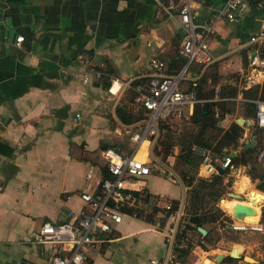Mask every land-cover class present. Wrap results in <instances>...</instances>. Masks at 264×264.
Wrapping results in <instances>:
<instances>
[{
	"label": "crops",
	"instance_id": "1",
	"mask_svg": "<svg viewBox=\"0 0 264 264\" xmlns=\"http://www.w3.org/2000/svg\"><path fill=\"white\" fill-rule=\"evenodd\" d=\"M168 1L0 0V264L48 263L50 248L43 250L25 237L43 222H64L69 210L80 211L79 192L96 187L102 178L105 147L134 152L136 158L149 161L148 176L167 177L179 185L180 193L151 192L145 183L147 176L144 185L134 191L132 204L121 209L122 219L113 224L110 238L89 252L88 264H153L151 260L164 259L167 264H179L172 260V248L187 187L181 179H174L176 174L168 166L153 170L162 163L153 153L155 148L160 150L161 131L156 144L143 140L135 150L130 135L137 122H125L128 109L135 115L136 87L148 84L150 58L159 57L167 65L179 54L183 32L178 10L167 8ZM193 1L194 20L200 22L216 13L225 0ZM259 31H264V0H243L234 21L216 20L209 52L218 81L213 84L208 79L206 89L214 87L217 92L222 86H232L236 94L229 99L254 104L259 93L247 98L243 91L264 83V66L249 63L255 50L264 58V39L249 41ZM20 35L23 40L16 44ZM208 64H192L183 87L190 80L197 81ZM85 69L89 71L86 81ZM221 110L216 109L215 115H220L218 124L224 129L237 118L252 120L241 112L234 115ZM251 125L252 121L241 125L243 137L230 152L236 155L249 141L256 148L259 139ZM261 141L264 146V135ZM173 151L177 153V148ZM213 167L206 170L199 164L197 175L210 178L221 172L219 160ZM243 169L245 165H231L224 176V182L240 197H230L226 191V197L209 202L231 221H243L247 215H258L260 221V209L241 204L249 200L238 189L241 177H247ZM223 201L237 203L229 209ZM175 203L178 208L169 215L174 226L160 225L158 217ZM242 205L244 212L236 213ZM257 206H264V198ZM247 207L254 212H247ZM140 209L145 213L140 214ZM210 227L207 223L202 228L207 233ZM199 249L194 251L199 256L194 264L206 259L215 264L203 256L206 250Z\"/></svg>",
	"mask_w": 264,
	"mask_h": 264
},
{
	"label": "built area",
	"instance_id": "2",
	"mask_svg": "<svg viewBox=\"0 0 264 264\" xmlns=\"http://www.w3.org/2000/svg\"><path fill=\"white\" fill-rule=\"evenodd\" d=\"M243 0H225L216 13L200 22L194 20L193 0H169L167 8L177 9L182 29L179 54L184 57L182 68L175 73L166 72V66L159 57L149 60V79L147 86H137L133 100L135 110H142V119L136 123V129L131 133L130 140L135 150L143 140L156 144L160 136V122H176L189 118L194 106L199 101L194 90H187L182 83L189 67L194 63L208 64L213 60L209 52V39L214 23L224 17L228 21L237 18L239 5ZM264 39V31L250 36V42H260ZM23 36L16 37V44ZM85 65H89L87 60ZM249 63L252 67L264 66L262 58L255 50ZM83 80L88 78L89 71H83ZM214 101L223 100L217 91ZM254 121L264 128V100L254 101ZM79 117V114H76ZM192 152L201 157L200 166L206 170L214 168V162L219 160L220 168L231 166L229 154L214 158L210 148L195 145ZM104 166L108 177L101 179L92 189L79 192L82 201L80 211L69 210L68 220L59 223L43 222L36 231H31L25 240L38 244L43 250L50 248L47 264H88L89 252L100 243L110 238L113 224L122 219L121 209L132 204L134 191L144 185V179L150 174V162L136 158L133 153H123L112 147H105L102 152ZM264 152L258 154L262 158ZM90 176H87V179ZM137 186V187H135ZM170 208V205H167ZM235 231L254 230L264 232V224L257 222H230ZM153 264H167V259L161 262L151 260Z\"/></svg>",
	"mask_w": 264,
	"mask_h": 264
},
{
	"label": "trees",
	"instance_id": "3",
	"mask_svg": "<svg viewBox=\"0 0 264 264\" xmlns=\"http://www.w3.org/2000/svg\"><path fill=\"white\" fill-rule=\"evenodd\" d=\"M185 59L183 56L178 54L170 64H165L166 72L175 73L178 72L184 65ZM215 64L210 63L205 66V70L199 79L195 82H187V90H194L198 98V102L194 106V111L188 119L194 125L188 136H174L171 134V122H160L159 128L161 136L158 139L159 145L162 147V154L165 156L171 151L173 145L178 146V159L182 162L184 169L181 171V178L184 185L187 187L186 203L184 206V214L186 215V229L194 230L198 235V244L204 245L202 242L207 241L210 231L204 236L197 230L199 226H206L207 223L216 221L222 214L223 210L216 205H210L205 208L204 199L207 197L211 200L218 198L221 195V191L225 188L224 176L228 172L229 167L222 168L221 172L211 176L210 178H203L197 176L198 167L201 163V157L192 152L191 148L195 145L205 146L210 148L214 158H221L233 149H236L239 145L240 138L243 137L244 127L239 125L237 122L232 121L231 124L226 128H222L218 124V117L215 115L216 109H223L225 113H234L236 105H240L242 111L241 115L246 118L254 119V104L251 101H244L237 103L229 99L236 94L235 88L232 86H222L218 89L219 95L224 100L214 101V95L216 89H206L205 85L210 79L211 83L218 81V75L215 69ZM139 82L133 81V85L137 86ZM259 93L257 97L260 100H264V83L262 86L255 85L248 90L243 91L245 97L253 98ZM134 108V106L132 105ZM132 108V109H133ZM222 111V110H221ZM142 110H136L135 115L131 113V109H128L125 122L135 123L142 119ZM253 134L259 139V143L256 148L245 149L241 148L239 152L231 157V164L235 167L239 165H245L248 169L247 174L251 180L258 179L256 188L264 192V170L261 173L256 172V164L258 154L264 150L262 144L261 130L264 133V128L253 126ZM167 135L169 141H167ZM171 139V140H170ZM260 148V151L258 149ZM160 153L161 150H157ZM264 158V155L263 157ZM189 170H185V167H189ZM189 171V172H188ZM108 177V172L105 167L102 168V178ZM178 208L177 203L170 206L166 211V216L172 214ZM138 215L139 212H138ZM229 219V218H228ZM264 219V206H262L261 220ZM185 230L177 232L172 248V260L182 262L184 256L187 254L186 250L182 246V241L185 240ZM192 246V244H191ZM227 260H233L232 257H227Z\"/></svg>",
	"mask_w": 264,
	"mask_h": 264
},
{
	"label": "rangeland",
	"instance_id": "4",
	"mask_svg": "<svg viewBox=\"0 0 264 264\" xmlns=\"http://www.w3.org/2000/svg\"><path fill=\"white\" fill-rule=\"evenodd\" d=\"M239 112H241V107L240 105H236L234 115H236ZM251 121H252L251 128H253V126L257 128L258 125L254 121V119H252ZM170 124H171V130H172L171 134L174 136H179V134H181V136H188L189 133L191 132V129L194 128V125L191 123L190 119L188 118H183L179 121L171 122ZM261 134H263L262 130H261ZM247 136H250V132L247 133ZM166 140L169 141L168 135H167ZM175 147L177 148V153H178L177 145H173L171 147V151L168 152V154L165 156L162 154L161 146H160V150H161L160 153H157L156 151L153 152L154 155L157 156L159 161L162 162L161 164H156V166L153 167V170L154 168L155 169L159 168L161 170L166 165L176 174V176H174V179L175 178L177 180L181 179L182 181L181 171L184 169V167L182 166V162L180 161V159H178L177 153H174L173 151L174 149H176ZM171 155H174V159H172ZM257 160L258 161L256 164V169H257L256 172L261 173L264 170V158H260ZM162 164L164 166H161ZM190 167L191 165H189V167H185V170H189L188 168ZM247 171L248 169L246 168L245 171L243 169V172L241 171V173L242 175H246L252 187L256 188L258 179L254 181L251 180L250 176L247 174ZM170 177H173V176H170ZM145 183H146L147 188L151 192L167 193L169 195H174V196H177L180 193V187L177 183H173L167 177L162 176L159 173L151 174L150 176H148ZM182 189L184 191L185 187H183ZM226 191L235 192L234 188H231L230 186H228V181L225 182V188L222 189L220 198L227 196ZM185 192H186L185 193L186 195L187 191L185 190ZM204 201H205L204 202L205 208L211 205L209 202V198L206 197ZM259 209L261 213L262 207H259ZM246 211L252 212V209L247 207ZM139 212L140 214L145 213V211L142 209H140ZM186 218H187L186 215L183 214L182 219L180 221L179 230L177 232L185 230V238H184L185 240L182 241V246L186 250L188 249V252L184 256V260L182 262H179V264H194V262L199 257L198 252L196 253L194 251L195 250L200 251L199 247L207 251L205 254L202 253L204 254L203 256H206V258H209L210 260L215 262V264H219L217 263L216 260L213 259V256L220 252H223L224 254H228V252L234 245H241L243 247V252L240 254L241 256L239 258H234L233 260H227L226 258L229 256H226L221 263H224V264H264V232H258L254 230L235 231L230 226V222L232 221L228 219L227 215L224 213L216 221L209 223L211 224V227L209 228L210 233H209L207 241L202 242V244L204 245L203 247L198 244L197 233L194 230L185 228ZM157 220H159L160 223H162L160 225L165 224V226L167 227V224H168L170 228L174 226V218L166 216V212H163L162 216H159ZM261 221L264 224V219ZM168 228L166 229L169 231ZM246 256L250 257L252 260L250 261L246 260L245 259ZM174 262H178V261H174Z\"/></svg>",
	"mask_w": 264,
	"mask_h": 264
},
{
	"label": "bare ground",
	"instance_id": "5",
	"mask_svg": "<svg viewBox=\"0 0 264 264\" xmlns=\"http://www.w3.org/2000/svg\"><path fill=\"white\" fill-rule=\"evenodd\" d=\"M145 144H146V142H144V145ZM143 149H144V147H142L141 150H143ZM238 189L240 191L246 192L247 195L249 196V200H248L247 203H245V202H242V203L239 202V203L247 204L248 206H251V207L255 208L256 210H259V207L257 205L264 198V194L262 192H260V191H257L255 189H253V187L249 184L248 177H245V176L241 177L240 181L238 182ZM235 203H237V202H229V201H223L222 202V204L224 206H226L227 208H229V209H231V207ZM242 206H244V205H242ZM253 210H252V212H253ZM257 219H258V215H247V216H244L243 222L254 223V222L257 221ZM240 222H242V221H237V223H240ZM232 249H233V253L235 255H240V253H242V251H243V248L240 245H234L232 247ZM245 259L249 260V261L251 260V258L248 257V256H246ZM203 264H210V261L208 259H206Z\"/></svg>",
	"mask_w": 264,
	"mask_h": 264
},
{
	"label": "water",
	"instance_id": "6",
	"mask_svg": "<svg viewBox=\"0 0 264 264\" xmlns=\"http://www.w3.org/2000/svg\"><path fill=\"white\" fill-rule=\"evenodd\" d=\"M237 122L238 123H240L241 125H245V124H251V121H249V120H246V119H244V118H237ZM244 148L245 149H253V148H255V143H254V141H249V142H246L245 144H244ZM235 151H232V152H230V157H233L234 155H235ZM228 196H230V197H240V195H238L237 193H234V192H230L229 193V195ZM248 201V200H247ZM244 207L243 206H238L237 208H236V213H240L241 214V212L243 213L244 212V209H243ZM197 230L200 232V233H202L203 235L204 234H206V230L204 229V228H202V227H197ZM226 256H229V257H232V258H239V255H235L234 253H233V249L231 248L230 249V251L228 252V254H224L223 252H220V253H217V254H215L214 255V259L218 262V263H221L222 261H223V259L226 257ZM246 258V257H245ZM252 260V259H251ZM223 264V263H222Z\"/></svg>",
	"mask_w": 264,
	"mask_h": 264
}]
</instances>
